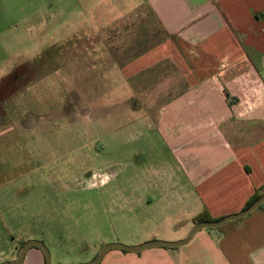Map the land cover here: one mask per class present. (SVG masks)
I'll list each match as a JSON object with an SVG mask.
<instances>
[{
    "label": "crops",
    "instance_id": "obj_1",
    "mask_svg": "<svg viewBox=\"0 0 264 264\" xmlns=\"http://www.w3.org/2000/svg\"><path fill=\"white\" fill-rule=\"evenodd\" d=\"M55 9L64 27L75 24L77 51L145 42L124 52L136 59L123 70L125 87L141 90L131 104L145 106L124 128L152 137L146 162L129 164L144 193L125 195L120 212L142 224L135 244L180 241L205 212L243 210L264 186V0H0V72L12 74L0 90L26 70L21 46L29 56L30 41L52 38ZM23 264L45 256L32 248ZM101 264H264V204L182 247L111 250Z\"/></svg>",
    "mask_w": 264,
    "mask_h": 264
},
{
    "label": "rangeland",
    "instance_id": "obj_2",
    "mask_svg": "<svg viewBox=\"0 0 264 264\" xmlns=\"http://www.w3.org/2000/svg\"><path fill=\"white\" fill-rule=\"evenodd\" d=\"M53 11L52 38L30 41L29 56L21 46L26 70L0 90V264L17 260L29 240L48 247L51 264L87 263L106 244L136 246L142 231L120 212L125 195L144 193L129 164L146 162L152 137L124 128L145 106L131 104L141 90L125 87L123 70L136 59L124 52L145 42L117 41L110 53L101 44L95 54L89 41L77 51L75 24L64 27Z\"/></svg>",
    "mask_w": 264,
    "mask_h": 264
},
{
    "label": "water",
    "instance_id": "obj_3",
    "mask_svg": "<svg viewBox=\"0 0 264 264\" xmlns=\"http://www.w3.org/2000/svg\"><path fill=\"white\" fill-rule=\"evenodd\" d=\"M263 204H264V194L256 202H254L250 207L244 208L238 213L228 215L217 221H207V222H201V223L196 224L191 229L188 236L185 239L180 240V241L167 242V241H161V240H154V241H149V242L137 245V246H126L124 244L117 243V242L106 244L101 249V251L99 252L96 258H94L90 262L81 263V264H101L104 256L107 254V252L111 250H122L128 253L139 254L143 251L153 249V248H170V249L179 248V247H182L188 244L197 233L203 230H206V229H218L229 223L242 220L246 218L247 216H249L254 211H256L257 209H259ZM34 247H37L43 252L45 256V264H51V253L48 247L43 242H40L38 240H29L24 245V248L22 249L20 256L17 260L5 262L2 264H23L27 253L29 252L30 249Z\"/></svg>",
    "mask_w": 264,
    "mask_h": 264
},
{
    "label": "trees",
    "instance_id": "obj_4",
    "mask_svg": "<svg viewBox=\"0 0 264 264\" xmlns=\"http://www.w3.org/2000/svg\"><path fill=\"white\" fill-rule=\"evenodd\" d=\"M263 194L260 192H257L255 195L252 196V198L247 202L246 207H250L254 202H256ZM261 208V207H260ZM219 220V219H218ZM207 221H217V220H211L210 216L205 212L204 214L198 216L195 220V222L201 223V222H207Z\"/></svg>",
    "mask_w": 264,
    "mask_h": 264
},
{
    "label": "flooded vegetation",
    "instance_id": "obj_5",
    "mask_svg": "<svg viewBox=\"0 0 264 264\" xmlns=\"http://www.w3.org/2000/svg\"><path fill=\"white\" fill-rule=\"evenodd\" d=\"M94 161V160H93ZM99 178H101L100 174L98 175Z\"/></svg>",
    "mask_w": 264,
    "mask_h": 264
}]
</instances>
